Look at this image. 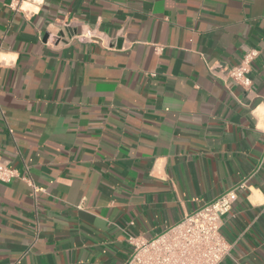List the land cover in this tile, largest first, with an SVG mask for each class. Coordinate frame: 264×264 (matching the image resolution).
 Here are the masks:
<instances>
[{
  "label": "crops",
  "instance_id": "0c3cea01",
  "mask_svg": "<svg viewBox=\"0 0 264 264\" xmlns=\"http://www.w3.org/2000/svg\"><path fill=\"white\" fill-rule=\"evenodd\" d=\"M10 2L0 150L40 191L0 182V264H123L237 187L220 264H264V0ZM250 50L249 91L209 70Z\"/></svg>",
  "mask_w": 264,
  "mask_h": 264
},
{
  "label": "built area",
  "instance_id": "2783aa9c",
  "mask_svg": "<svg viewBox=\"0 0 264 264\" xmlns=\"http://www.w3.org/2000/svg\"><path fill=\"white\" fill-rule=\"evenodd\" d=\"M20 2L21 0H11L10 6L17 10ZM90 37L91 32H86L78 38L86 40ZM156 50H161V47L156 46ZM257 55V51L250 50L234 67L215 64L209 70L220 72V79L225 86L231 82L243 91H249L252 86L251 65ZM262 102L264 104V99ZM15 178L25 182L32 194L40 191L30 179L27 168L24 173H19L2 162L0 150V182L9 183ZM237 189L238 187L226 191L150 240L128 238L133 252L123 264H220L232 248L222 237L220 226L223 216L229 213L237 198Z\"/></svg>",
  "mask_w": 264,
  "mask_h": 264
}]
</instances>
